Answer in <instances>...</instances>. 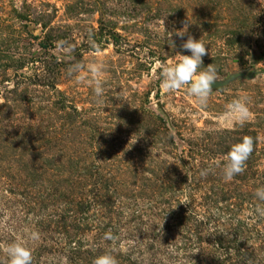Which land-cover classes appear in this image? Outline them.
Returning <instances> with one entry per match:
<instances>
[{
	"label": "rangeland",
	"instance_id": "rangeland-1",
	"mask_svg": "<svg viewBox=\"0 0 264 264\" xmlns=\"http://www.w3.org/2000/svg\"><path fill=\"white\" fill-rule=\"evenodd\" d=\"M188 35L219 83L244 75L203 107L160 88L162 68L190 55ZM91 61L104 65L102 105L86 72L67 74ZM238 97L249 119L229 124ZM244 137L253 151L226 182L220 165ZM261 186L264 0H0V264L13 242L32 264L105 252L116 264H264Z\"/></svg>",
	"mask_w": 264,
	"mask_h": 264
},
{
	"label": "clouds",
	"instance_id": "clouds-1",
	"mask_svg": "<svg viewBox=\"0 0 264 264\" xmlns=\"http://www.w3.org/2000/svg\"><path fill=\"white\" fill-rule=\"evenodd\" d=\"M188 24H184L181 30H177L174 34L178 38H183L188 33ZM168 45L175 48L174 41L170 38L167 41ZM65 42L61 41L58 44L63 46ZM95 48V45H93ZM180 48L190 53V55H181L177 53L178 60L170 66L166 65L160 72V88L165 93H174L180 89L186 88V94L195 99L201 106H206L209 97L213 91V85L219 83L217 70L213 64L207 67L203 66L202 58L208 54L201 39H194L188 35ZM71 48L65 47V51H70ZM82 72L88 74V83L93 85L92 94L93 102L96 105L104 103V88L101 78L104 75V65L98 61H91L87 64L75 63L67 69L69 77H74L79 83L84 80ZM248 98L238 97L233 99L225 106L224 112L221 114V119L225 122L243 124L249 119ZM253 151V140L250 137H244L239 143L231 146L230 150L225 154L224 163L220 165L221 176L224 181H231L234 176L240 174L243 170V165ZM216 166H208L200 170V176L206 177L215 171ZM254 197L258 203L254 208L255 216L259 219H264V186L256 188ZM106 241H115L117 238L110 232L105 233L103 237ZM26 239L37 240L38 234L31 232L26 234ZM4 251L8 258V264H32V255L28 247L21 242H13L9 244ZM93 264H116L115 258L110 252H105L97 256L93 260Z\"/></svg>",
	"mask_w": 264,
	"mask_h": 264
},
{
	"label": "water",
	"instance_id": "water-1",
	"mask_svg": "<svg viewBox=\"0 0 264 264\" xmlns=\"http://www.w3.org/2000/svg\"><path fill=\"white\" fill-rule=\"evenodd\" d=\"M238 76L242 77L244 75H236V76H231L228 80L224 81V82H220V83H216L213 85V89H221L223 86H225L226 84H228L231 80L237 78Z\"/></svg>",
	"mask_w": 264,
	"mask_h": 264
},
{
	"label": "trees",
	"instance_id": "trees-1",
	"mask_svg": "<svg viewBox=\"0 0 264 264\" xmlns=\"http://www.w3.org/2000/svg\"><path fill=\"white\" fill-rule=\"evenodd\" d=\"M220 244H221V242H220Z\"/></svg>",
	"mask_w": 264,
	"mask_h": 264
}]
</instances>
